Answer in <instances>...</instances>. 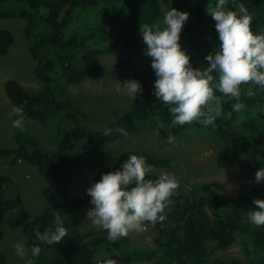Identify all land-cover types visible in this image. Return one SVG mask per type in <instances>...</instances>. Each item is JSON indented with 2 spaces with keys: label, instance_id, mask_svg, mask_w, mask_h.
Segmentation results:
<instances>
[{
  "label": "trees",
  "instance_id": "trees-1",
  "mask_svg": "<svg viewBox=\"0 0 264 264\" xmlns=\"http://www.w3.org/2000/svg\"><path fill=\"white\" fill-rule=\"evenodd\" d=\"M236 2L251 14L252 31L264 32V0ZM214 3L215 0H0V23L14 18L22 21L23 27L25 24L26 49L31 59L37 61L34 76L41 84L40 90L32 93L18 82L7 80L3 86L5 94L12 105L23 108L25 120L42 124L54 120L70 105L60 100L64 98L57 93L60 88L57 84L64 82L68 87L101 79L105 74L102 57L114 55L119 45L143 50L139 27L143 24L163 27V14L169 8L189 14L179 43L189 56L191 66L204 68L207 66L204 57L220 43L214 22L206 12ZM228 8L235 10L231 0ZM13 42V34L0 28V56L8 53ZM116 66L124 71L128 62L120 60ZM155 78L151 67L134 75L131 79L137 80L143 89L142 104L117 111L118 117L107 125L102 124L101 129L92 127L83 116L74 113L68 122L57 120L59 129L55 132L54 149L40 148L36 140L24 133L14 136L13 149H0V157L12 160L13 164L26 162L35 167L45 182L44 211L19 228L28 249L39 243L34 238V230L43 232L54 227L56 214L67 230L60 243L41 244L40 255L30 254L29 264H109V258L124 264H264V226L252 227L241 216L246 214L248 206L256 208L253 199H264V188L248 184L238 187L231 196L208 184L193 185L189 190L179 186L165 209V220L155 226L144 223L154 233V247H138L130 233L109 241L104 230L80 231L78 214L88 205V199L70 195L73 175H95L97 181L102 173L119 169L133 154L143 156L151 169H172L174 158L143 150L110 154L102 149L148 126L158 130L160 141L168 137V132L180 137H214L220 143L216 155L219 161L232 164L238 171L253 165L264 166V89L241 85L245 108L239 112L232 111L233 100L216 92L222 112L214 126L205 127L194 121L172 127L171 114L153 95ZM249 86L255 92L252 97L243 95ZM215 107L209 103L204 110L214 111ZM104 128L113 131L104 136ZM117 128L127 135L115 131ZM156 174L149 172L145 178L156 179L159 176ZM11 184L9 177L0 175V224L22 203L20 192L7 197L12 192ZM232 244L243 246L246 261L230 259L228 262L221 255ZM101 251L106 252L105 261L97 259ZM0 264H7L3 255H0Z\"/></svg>",
  "mask_w": 264,
  "mask_h": 264
},
{
  "label": "clouds",
  "instance_id": "clouds-1",
  "mask_svg": "<svg viewBox=\"0 0 264 264\" xmlns=\"http://www.w3.org/2000/svg\"><path fill=\"white\" fill-rule=\"evenodd\" d=\"M231 2L235 10L228 8L230 0H215L214 5L206 10L214 22L220 43L204 57L207 61L204 68H193L179 43L183 25L188 20L187 12L169 8L163 14V27L143 24L138 29L144 45L143 54L151 58L150 67L156 77L152 85L153 95L171 114L172 127L194 121L205 127L214 126L222 112L216 92L233 100L231 109L239 112L245 108L241 101V85L264 89V32H253L248 9L236 0ZM120 85L131 101L143 91L141 84L134 79H127ZM243 95L252 97L255 92L249 86ZM209 103L216 105L214 111L204 110ZM8 118L12 128L24 129L26 118L22 107L12 105ZM112 131L104 128L103 135L108 136ZM115 131L127 135L123 129ZM150 170L151 165L143 156L129 155L119 169L102 173L99 180L86 189L92 205L85 214L87 222L106 231L109 241L127 236L145 222L155 226L165 220V209L170 197L176 193L179 181L170 172H161L156 179H146ZM262 180L264 166L254 173L255 183ZM252 204L256 208L248 206L246 214H241L242 219L252 227L264 226V199H253ZM53 219L54 227L45 228L43 232L34 230V238L39 243L33 244L30 250L25 247L26 238L13 245L19 259L23 260L29 251L32 257H38L41 244L54 246L62 241L67 230L59 214Z\"/></svg>",
  "mask_w": 264,
  "mask_h": 264
},
{
  "label": "rangeland",
  "instance_id": "rangeland-1",
  "mask_svg": "<svg viewBox=\"0 0 264 264\" xmlns=\"http://www.w3.org/2000/svg\"><path fill=\"white\" fill-rule=\"evenodd\" d=\"M45 12V10H42ZM17 19L11 18L0 23V28L8 29L14 37V42L5 56H0V149H13L15 147L14 136L24 133L26 136L36 140L42 149H54L57 146L55 132L59 129L57 120L70 121L74 113L83 116L85 122L92 127L102 128V124L118 117L117 111H124L130 106L142 104L144 96L139 93L137 98L131 99L125 94L120 84L131 79L139 71L150 67V57L143 54V50L137 47H125L119 45L114 55H104L102 65L105 68L104 76L99 80H85L80 85L66 86L59 85L57 93L60 99L69 102L68 110L62 112L54 120L46 124L34 120H25L24 129H14L8 118L12 104L4 91V83L7 80L18 82L28 92H38L41 84L34 76V69L37 61L32 60L27 52L28 45L25 36V24ZM111 33V31H109ZM112 37V35H111ZM120 60L128 62V67L120 71L116 63ZM120 83V84H119ZM148 126L146 129L135 135L109 143L102 147L110 154L122 153L130 150H143L151 154H159L165 158H174L171 170L164 168L151 169L150 172L159 175L161 172H170L175 175L181 188L189 190L191 186H203L208 184L215 190H223L227 195H232L238 187L245 184L264 188V180L259 184L254 182V173L260 168L253 165L251 168L236 170L232 164L224 165L219 161L217 152L220 148L219 141L214 137H201L187 135L185 137L174 136L168 132V137L160 141L158 130ZM171 138V139H170ZM155 172V173H154ZM0 175L11 179L12 192L7 197L20 192L23 196L19 208L11 212L0 224V255L7 259V264H29L31 261L30 251L23 260L19 259L13 249V245L23 239L20 230L25 222L35 218L42 213L46 207L42 198L44 179L35 167L26 162L13 164L12 160L0 157ZM95 181L93 175H73L70 184V195L77 198L88 199V205L78 214L79 229L81 232H88L96 229L90 222H87L86 211L92 207L89 203L90 197L86 195V189ZM235 183V185L233 184ZM234 186V188H233ZM223 192V193H224ZM204 212L211 216L209 211ZM246 222V220H244ZM20 228V230H19ZM133 236V243L142 249L154 247V233L143 225L138 230L129 232ZM136 238V239H135ZM138 239V240H137ZM26 249L28 247L26 246ZM30 250V249H29ZM106 252H99L97 259L103 258ZM243 246L232 244L226 252L221 253L228 262L230 259L246 261ZM113 264H124L115 258H109ZM96 260V257H95ZM105 261V258H103ZM105 263V262H104Z\"/></svg>",
  "mask_w": 264,
  "mask_h": 264
},
{
  "label": "bare ground",
  "instance_id": "bare-ground-1",
  "mask_svg": "<svg viewBox=\"0 0 264 264\" xmlns=\"http://www.w3.org/2000/svg\"><path fill=\"white\" fill-rule=\"evenodd\" d=\"M149 68V67H148Z\"/></svg>",
  "mask_w": 264,
  "mask_h": 264
}]
</instances>
